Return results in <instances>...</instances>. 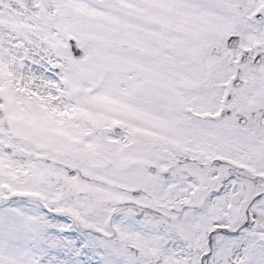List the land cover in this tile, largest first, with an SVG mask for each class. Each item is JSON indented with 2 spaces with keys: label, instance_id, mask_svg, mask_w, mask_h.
<instances>
[{
  "label": "snow or ice",
  "instance_id": "snow-or-ice-1",
  "mask_svg": "<svg viewBox=\"0 0 264 264\" xmlns=\"http://www.w3.org/2000/svg\"><path fill=\"white\" fill-rule=\"evenodd\" d=\"M0 264H264V0H0Z\"/></svg>",
  "mask_w": 264,
  "mask_h": 264
}]
</instances>
